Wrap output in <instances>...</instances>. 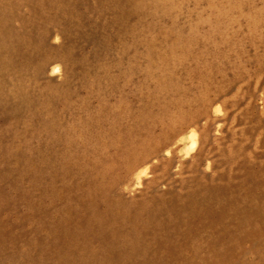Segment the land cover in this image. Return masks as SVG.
Segmentation results:
<instances>
[{
  "label": "rangeland",
  "instance_id": "1",
  "mask_svg": "<svg viewBox=\"0 0 264 264\" xmlns=\"http://www.w3.org/2000/svg\"><path fill=\"white\" fill-rule=\"evenodd\" d=\"M0 264H264V0H0Z\"/></svg>",
  "mask_w": 264,
  "mask_h": 264
},
{
  "label": "bare ground",
  "instance_id": "2",
  "mask_svg": "<svg viewBox=\"0 0 264 264\" xmlns=\"http://www.w3.org/2000/svg\"><path fill=\"white\" fill-rule=\"evenodd\" d=\"M9 7V6H8ZM6 19V18H5ZM192 136H193V134H191V138H192ZM90 179V178H89ZM119 236V235H118ZM118 236H117V239H118ZM125 237V236H124ZM121 238V237H120ZM126 240V239H125ZM202 240V239H201ZM122 243L124 244V242L122 241ZM126 243V242H125ZM129 245H131V247H133V249H134V246L136 245V244H134L133 242L132 243H130ZM128 245V246H129ZM123 246V245H122ZM129 248V247H128ZM131 249V248H130Z\"/></svg>",
  "mask_w": 264,
  "mask_h": 264
}]
</instances>
